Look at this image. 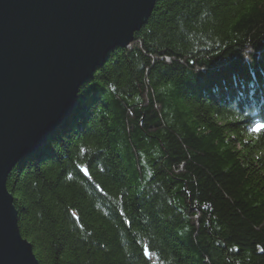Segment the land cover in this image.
<instances>
[{
    "label": "trees",
    "instance_id": "obj_1",
    "mask_svg": "<svg viewBox=\"0 0 264 264\" xmlns=\"http://www.w3.org/2000/svg\"><path fill=\"white\" fill-rule=\"evenodd\" d=\"M7 188L39 264H264V0H157Z\"/></svg>",
    "mask_w": 264,
    "mask_h": 264
},
{
    "label": "water",
    "instance_id": "obj_2",
    "mask_svg": "<svg viewBox=\"0 0 264 264\" xmlns=\"http://www.w3.org/2000/svg\"><path fill=\"white\" fill-rule=\"evenodd\" d=\"M156 2L0 0V264H39L20 232L10 173L70 118L81 87L134 42Z\"/></svg>",
    "mask_w": 264,
    "mask_h": 264
}]
</instances>
